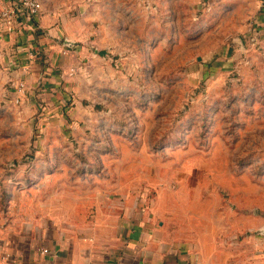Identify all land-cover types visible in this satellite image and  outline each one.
Returning <instances> with one entry per match:
<instances>
[{
  "label": "rangeland",
  "instance_id": "1",
  "mask_svg": "<svg viewBox=\"0 0 264 264\" xmlns=\"http://www.w3.org/2000/svg\"><path fill=\"white\" fill-rule=\"evenodd\" d=\"M41 1L42 11L58 16L64 27L57 36L62 48L69 41L86 46L90 56L99 50L103 66L113 67L98 83L80 79L76 101L62 106L88 114L78 120L82 139L120 142L109 150L114 168L139 178L151 190L148 197L162 191L161 207L170 210L163 218L183 230H201V221L214 216L229 231L241 226L242 237L263 238L264 22L254 18L252 3ZM79 66L81 71L68 68L67 74H93L88 57ZM11 86H0L6 170L12 160L60 151L37 144L80 139L70 118L44 128L41 120L31 125L17 115ZM94 110L99 116H91ZM101 121L98 130L91 125ZM83 151L75 150L81 157Z\"/></svg>",
  "mask_w": 264,
  "mask_h": 264
},
{
  "label": "crops",
  "instance_id": "2",
  "mask_svg": "<svg viewBox=\"0 0 264 264\" xmlns=\"http://www.w3.org/2000/svg\"><path fill=\"white\" fill-rule=\"evenodd\" d=\"M248 1L254 18L264 22L260 0ZM57 20L44 9L37 31L0 29V86L12 85L17 115L30 118L31 125L41 120L44 128L66 125L70 118L80 138L37 144L60 151L12 160L7 170L0 158V264H264V237H242L241 226L229 231L214 216L201 221V230H183L163 218L170 210L161 207L162 191L148 197L151 190L139 178L114 168L109 150L120 142L82 139L78 120L88 114L76 106L64 112L62 106L76 99L81 80L98 83L113 67L103 66L105 56L99 50L90 56L84 45L63 52L57 36L64 27ZM87 57L93 74L83 77L79 64ZM71 65L78 71L73 75L67 74ZM20 80L23 95L15 88ZM103 123L91 125L98 130ZM76 149L85 150L83 157Z\"/></svg>",
  "mask_w": 264,
  "mask_h": 264
},
{
  "label": "built area",
  "instance_id": "3",
  "mask_svg": "<svg viewBox=\"0 0 264 264\" xmlns=\"http://www.w3.org/2000/svg\"><path fill=\"white\" fill-rule=\"evenodd\" d=\"M0 29L5 32H21L22 30L28 29L30 31H37L40 29L37 17L43 8L41 0H0ZM260 7L264 9V0H260ZM74 47L72 42L63 43V52H68V48ZM37 52H33L32 56H35ZM76 66H69L71 73L75 72ZM16 92L19 95L25 93V83L23 80L17 82ZM19 97L15 98V102L19 101ZM43 249L41 252H45Z\"/></svg>",
  "mask_w": 264,
  "mask_h": 264
},
{
  "label": "trees",
  "instance_id": "4",
  "mask_svg": "<svg viewBox=\"0 0 264 264\" xmlns=\"http://www.w3.org/2000/svg\"><path fill=\"white\" fill-rule=\"evenodd\" d=\"M37 53H39V52H37Z\"/></svg>",
  "mask_w": 264,
  "mask_h": 264
}]
</instances>
